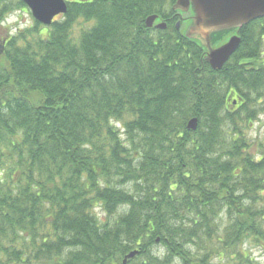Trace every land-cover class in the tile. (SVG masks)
<instances>
[{"label": "trees", "instance_id": "obj_1", "mask_svg": "<svg viewBox=\"0 0 264 264\" xmlns=\"http://www.w3.org/2000/svg\"><path fill=\"white\" fill-rule=\"evenodd\" d=\"M66 1L49 26L0 39V264L133 250L126 264H255L241 247L264 240V151L243 132L264 91V17L213 70L175 28V0ZM24 6L0 0V21Z\"/></svg>", "mask_w": 264, "mask_h": 264}, {"label": "water", "instance_id": "obj_2", "mask_svg": "<svg viewBox=\"0 0 264 264\" xmlns=\"http://www.w3.org/2000/svg\"><path fill=\"white\" fill-rule=\"evenodd\" d=\"M32 17L44 26L67 11L66 0H22ZM172 10L185 15L175 28L204 48V58L213 70H220L238 49L241 37L237 30L252 20L264 17V0H175ZM148 28L165 29L166 22L157 14L146 17ZM185 27V31L182 27ZM198 120H188L187 128L195 130ZM158 241V239H156ZM133 250L126 254L122 264L138 253Z\"/></svg>", "mask_w": 264, "mask_h": 264}, {"label": "rangeland", "instance_id": "obj_3", "mask_svg": "<svg viewBox=\"0 0 264 264\" xmlns=\"http://www.w3.org/2000/svg\"><path fill=\"white\" fill-rule=\"evenodd\" d=\"M10 14H14L16 16V19L12 20L10 23H0V39L2 37H11L18 30L31 28L36 22V20L32 17L30 10L27 9L25 6L23 7V9L13 11ZM57 19H61V17H58ZM79 23L75 24L72 30L73 38L77 37V35L79 34V29L81 27L86 26V24H84V26H81V23ZM21 25H23V27H21ZM182 30L185 31L184 26L182 27ZM262 44L263 50L261 57H264V36ZM252 94H254L252 95V98H255L256 92ZM257 94H260L261 96H256V98L258 99L257 103L253 104V108L256 110L255 119L251 121V123L246 124L248 128H244L243 132L244 138L246 139V142L248 144V151L255 156L262 155L264 151V91L259 90L257 91ZM233 101L231 108L235 107V109H238L237 104H239V100L237 99L234 104ZM95 212L100 216L101 219L105 218L104 214L100 213L98 208L95 209ZM241 250H243L249 258L252 257L255 264H264V240L259 241L257 239L254 241H247L242 245ZM148 251L159 258L162 257L164 254V249L160 244L151 245ZM214 261L218 264H229L226 259L222 262H218L217 258L215 257ZM171 264H178V262L174 260Z\"/></svg>", "mask_w": 264, "mask_h": 264}, {"label": "flooded vegetation", "instance_id": "obj_4", "mask_svg": "<svg viewBox=\"0 0 264 264\" xmlns=\"http://www.w3.org/2000/svg\"><path fill=\"white\" fill-rule=\"evenodd\" d=\"M174 14H175V13H174ZM174 16L177 18L175 24H176L177 22L182 21V20H183V17H185V15H179L178 13L175 14ZM180 23H181V22H180ZM6 40H7L6 37H3V38H2V45L6 42ZM236 101H237V99L235 98V100L233 101V104H234Z\"/></svg>", "mask_w": 264, "mask_h": 264}, {"label": "clouds", "instance_id": "obj_5", "mask_svg": "<svg viewBox=\"0 0 264 264\" xmlns=\"http://www.w3.org/2000/svg\"><path fill=\"white\" fill-rule=\"evenodd\" d=\"M14 19H16V16L14 14H9L8 16H6L5 21H0V23H10ZM21 27H23V25H21Z\"/></svg>", "mask_w": 264, "mask_h": 264}]
</instances>
